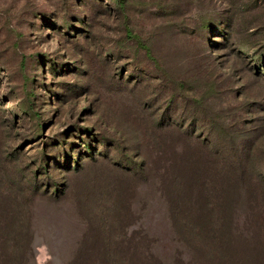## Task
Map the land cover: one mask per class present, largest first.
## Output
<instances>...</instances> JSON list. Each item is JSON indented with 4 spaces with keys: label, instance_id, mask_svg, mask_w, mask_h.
<instances>
[{
    "label": "rangeland",
    "instance_id": "rangeland-1",
    "mask_svg": "<svg viewBox=\"0 0 264 264\" xmlns=\"http://www.w3.org/2000/svg\"><path fill=\"white\" fill-rule=\"evenodd\" d=\"M0 260L264 264V0H0Z\"/></svg>",
    "mask_w": 264,
    "mask_h": 264
},
{
    "label": "trees",
    "instance_id": "trees-1",
    "mask_svg": "<svg viewBox=\"0 0 264 264\" xmlns=\"http://www.w3.org/2000/svg\"><path fill=\"white\" fill-rule=\"evenodd\" d=\"M121 4H122V2L120 1L119 3H118V5H120L121 6ZM0 263H1V260H0ZM2 264V263H1Z\"/></svg>",
    "mask_w": 264,
    "mask_h": 264
}]
</instances>
